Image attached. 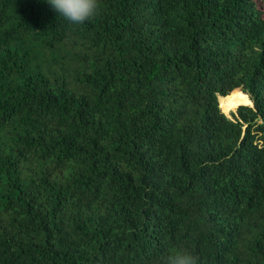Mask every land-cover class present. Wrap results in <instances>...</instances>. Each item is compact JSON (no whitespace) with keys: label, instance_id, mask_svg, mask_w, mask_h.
Listing matches in <instances>:
<instances>
[{"label":"trees","instance_id":"trees-1","mask_svg":"<svg viewBox=\"0 0 264 264\" xmlns=\"http://www.w3.org/2000/svg\"><path fill=\"white\" fill-rule=\"evenodd\" d=\"M176 251L264 264V0H0V264Z\"/></svg>","mask_w":264,"mask_h":264},{"label":"clouds","instance_id":"clouds-1","mask_svg":"<svg viewBox=\"0 0 264 264\" xmlns=\"http://www.w3.org/2000/svg\"><path fill=\"white\" fill-rule=\"evenodd\" d=\"M47 3L71 24L80 25L94 17L99 0H47ZM199 258L187 251H176L162 259L161 264H198Z\"/></svg>","mask_w":264,"mask_h":264},{"label":"rangeland","instance_id":"rangeland-1","mask_svg":"<svg viewBox=\"0 0 264 264\" xmlns=\"http://www.w3.org/2000/svg\"><path fill=\"white\" fill-rule=\"evenodd\" d=\"M237 88H238V89L235 90V92L231 93V94H235V95H237V97H230V99H229V97H227L226 99H224V100L221 102V104H220V106H219L221 110H222V108H221L222 103H227L228 106H231V105L234 106L233 109H230V110H228V111H226V109L228 108V106H225V109L222 110L223 113L225 112V114H226L227 116H230V112L233 111V110L235 109V107L238 105V103H240V102H246V100H244V99L241 100V98H242L241 93L244 92V91H243L242 88H240V87H237ZM244 93L248 96V94H247L246 92H244ZM235 98H238V101L235 102V100H234ZM228 99H229V100H228ZM218 100H219V96H218ZM246 104H247V103H246Z\"/></svg>","mask_w":264,"mask_h":264},{"label":"bare ground","instance_id":"bare-ground-1","mask_svg":"<svg viewBox=\"0 0 264 264\" xmlns=\"http://www.w3.org/2000/svg\"><path fill=\"white\" fill-rule=\"evenodd\" d=\"M234 100H235V102H236V101H238V98H235ZM225 106H228V104H225V105L223 106L224 109H225ZM233 108H234V106H232V105H231V106H228V108L226 109V111H228V110H230V109H233Z\"/></svg>","mask_w":264,"mask_h":264},{"label":"water","instance_id":"water-1","mask_svg":"<svg viewBox=\"0 0 264 264\" xmlns=\"http://www.w3.org/2000/svg\"><path fill=\"white\" fill-rule=\"evenodd\" d=\"M238 104H240V103H238ZM249 105H252V103H250Z\"/></svg>","mask_w":264,"mask_h":264}]
</instances>
